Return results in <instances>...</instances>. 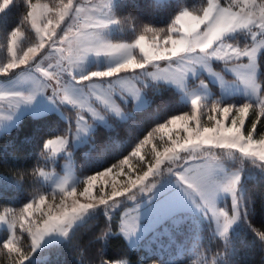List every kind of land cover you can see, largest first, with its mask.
Returning a JSON list of instances; mask_svg holds the SVG:
<instances>
[{
	"label": "snow or ice",
	"instance_id": "6c2138e0",
	"mask_svg": "<svg viewBox=\"0 0 264 264\" xmlns=\"http://www.w3.org/2000/svg\"><path fill=\"white\" fill-rule=\"evenodd\" d=\"M13 6L16 0H0V34L10 57L0 65V77H8L0 79V102L6 101V107L0 103V136L24 115L64 120V131L43 142L41 156L53 167L66 163L63 176L35 169L42 190L0 214L7 232L0 252L10 264H42V248L69 247L75 229L99 215L105 223L95 237L101 250L114 237L139 248L148 213L185 234V250L198 256L194 264H239L238 229L251 233L264 252V231L250 223L249 198L250 182L264 183V0H205L198 10L153 0L157 12L172 10L169 22L145 25L130 43L113 40L125 28L137 32L134 18H118L113 0H61L51 6L22 0L17 26L7 28L3 14ZM24 25L35 32L26 50ZM145 89H174L191 114L161 117L158 109L155 127L141 139L137 115L152 103ZM205 108L214 122L209 127L200 125ZM68 109L74 121L66 118ZM119 126L127 139L109 135L97 149L96 130L113 133ZM174 130L185 135H173ZM156 138L164 141L163 151L154 146L140 174L125 171L132 158L144 160L141 149ZM82 146L94 174L70 178L73 151ZM110 175L125 179L109 182ZM205 232L211 237L207 245ZM99 264H112L102 251Z\"/></svg>",
	"mask_w": 264,
	"mask_h": 264
},
{
	"label": "trees",
	"instance_id": "16d2710c",
	"mask_svg": "<svg viewBox=\"0 0 264 264\" xmlns=\"http://www.w3.org/2000/svg\"><path fill=\"white\" fill-rule=\"evenodd\" d=\"M33 2H36V0H33ZM39 2L55 4L61 2V0H39ZM170 2L173 5L179 4L198 10L205 0H170ZM152 4L153 0H117L114 7L115 14L118 18H134L137 22V32L133 33L125 28L122 32L114 33L113 40L131 41L143 32L145 25L166 27L172 15V10L157 12L153 9ZM22 14V0H16V6L3 14L6 17V27L17 26ZM21 30L25 38L21 42L22 45L26 46L33 42V31L30 25H24ZM147 38H151L150 33L147 34ZM4 45H6V41L3 35L0 34V56L3 54V59L6 58L4 55L7 52V47H4ZM213 89L216 93V86H213ZM146 94L152 103L145 112L137 115V120L142 127L141 139L155 127L154 116L158 109L161 117H170L173 114H183L185 112L191 114V107L180 103L179 95L174 89H166L159 93L153 89H147ZM206 114L209 115L208 110L201 116V126H212L214 122L209 121L208 115L205 116ZM65 116L69 120L74 121L75 119V114L70 109L66 110ZM65 123L64 120L53 116L38 121L29 115H24L18 126L0 136V176H5L4 179L0 180V189H2L0 191V214L4 213L5 209L22 207L24 202L31 199L33 193L42 190L37 182V176L33 175L35 169L48 167L41 156L42 144L47 139L62 133L65 129ZM260 127L258 125V129ZM109 135L118 136L121 141L127 139V131L124 126H119L117 131L113 133L100 127L96 130L95 135L97 149L103 146ZM153 144L156 145V141ZM128 151L130 152L131 149ZM87 152V146H82L73 152L80 179H84L89 174H94L92 168L87 166ZM58 166L57 164L56 167ZM92 167H95V165ZM20 177H22V180L17 185V180ZM57 198H59V195ZM249 198L253 209L250 223L256 229L264 231V183H259L256 180L251 181L249 184ZM104 226L102 215L87 219L75 229L74 241L69 247L61 248L59 245H49L47 248H42V264H99L101 251L104 258L112 263L125 260L126 264H170L171 261H176L177 264H194V261L198 260V256L195 257L193 254L182 252V244L184 242L187 244L188 239L184 237L185 234L182 231H176L173 228L170 234L162 235L159 242H152V246L148 250L142 247L129 249L120 237L112 238L107 246L101 250V242L97 241L95 237L100 234ZM113 227H115V224ZM238 231L240 232V237L237 238L240 247L239 264H264V252H261L258 244L253 241L251 233H248L246 229H238ZM6 238L7 232L0 230V244ZM210 239L211 237L205 232L204 243L206 245ZM200 251L203 253L204 249ZM208 256L210 259L211 251L208 252ZM0 264H10L5 252H0Z\"/></svg>",
	"mask_w": 264,
	"mask_h": 264
},
{
	"label": "rangeland",
	"instance_id": "374dc122",
	"mask_svg": "<svg viewBox=\"0 0 264 264\" xmlns=\"http://www.w3.org/2000/svg\"><path fill=\"white\" fill-rule=\"evenodd\" d=\"M116 1L117 0H113L114 7H115ZM64 2H66V0H64ZM74 2H75V0H74ZM80 2L83 3V2H85V0H80ZM95 2H99V0H95ZM40 3H42V4H48L50 6L53 5V4L46 3V2H40ZM59 3L60 2H57L55 4H59ZM57 31L59 32V29H57ZM33 38L35 40V32L34 31H33ZM24 39H25L24 36H22L21 42ZM133 41H134V39L131 40V41H127V40H114V42H129V43L130 42H133ZM31 43H29V44H31ZM5 46L6 45H4V47ZM21 47H23L24 50H26L27 45L25 46V45H22V43H21ZM135 54L139 58L140 54H139V50L138 49L136 50V53ZM4 56H6L5 59H3V54L0 56V65L5 64L8 61V59L10 58L8 51L6 52V55H4ZM46 63H47V61H45V64ZM214 67H215V69L217 71H220L221 68H222V64L216 63V64H214ZM11 75L12 74L10 73L9 76H11ZM7 78L8 77H0V79H7ZM205 78H206V80L207 79H210V78H207L206 75H205ZM213 86H215V85H213L212 83H209L210 90L213 93H215V91L213 89ZM146 90L147 89L144 90L145 91V94H146ZM217 91H218V89H217ZM179 101H180V97H179ZM0 103H3L4 106L6 107V101L5 102H0ZM185 105L190 106V104H185ZM205 112H207V109H204L203 110V113H205ZM202 115L203 114L200 115V125H201V116ZM207 115L208 114H206L205 116H207ZM190 127H195V121H192L190 123ZM201 127H205V126H201ZM176 131H179L180 136H184L185 135L182 130H174L173 135H175ZM165 140H167V137H165ZM154 141H156V143H157L156 145L153 144ZM154 146H155V148L158 151H163V148L166 145H165L164 141L160 140L159 138L153 139L152 141H150L149 144L145 145L144 148L141 149V155L144 157V160L141 161L138 158H132V160L130 161V164L125 166V171H127L128 169H131L133 175L140 174L141 170L146 168L147 162H149V161L152 160V158H153V151H152V149H153ZM65 163H66L65 160H59V162L57 163L59 165L58 167H56L57 164L55 165V167H53L51 164L46 163L48 165V167H46V168L41 167V168H43L45 172H53V171H55V173H56L57 176H63ZM70 178H79L80 179V177H79V175L77 173V166L75 164V161H74V158H73V154H72V157H71V177ZM107 179H108L109 182L112 181V180H114V179L115 180H118V181H122V180L125 179V176L121 175V176L117 177L115 175H110ZM78 191H82V187H79L78 188ZM49 202H51V201H49ZM68 202L70 203L71 200H69ZM56 203H59V198H57ZM1 214H3V213H1ZM189 214H191V209L190 208H189ZM142 224H143V228H142L143 237H146V238H144V242H143V244L140 247H142L144 249H147V250L152 246V242H154V241L155 242H159V239L162 237V235L170 234L172 232L171 231L172 227L171 226H162V222L160 221L159 217L156 216V215H152V214L145 213L144 219H142ZM0 230H5V228L3 226H0ZM184 237H186V236L184 235ZM52 239L55 240V239H58V238H52ZM186 242H187V244H185V242H184V244H182V246H183L182 252L183 253H186L187 252L186 254H188V253L189 254H193L196 257V255L194 253L185 250V246L189 245V241H186ZM45 243L48 244L47 241ZM112 264H126V261L125 260L115 261Z\"/></svg>",
	"mask_w": 264,
	"mask_h": 264
}]
</instances>
